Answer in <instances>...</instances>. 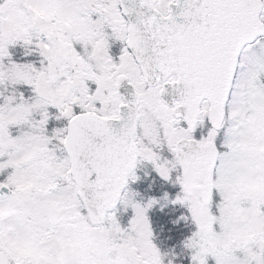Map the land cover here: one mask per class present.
<instances>
[{"label":"snow or ice","instance_id":"obj_1","mask_svg":"<svg viewBox=\"0 0 264 264\" xmlns=\"http://www.w3.org/2000/svg\"><path fill=\"white\" fill-rule=\"evenodd\" d=\"M0 264H264V0H0Z\"/></svg>","mask_w":264,"mask_h":264}]
</instances>
